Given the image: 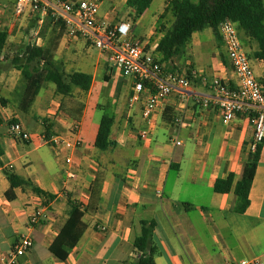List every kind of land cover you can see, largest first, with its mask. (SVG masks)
<instances>
[{
    "label": "crops",
    "instance_id": "obj_1",
    "mask_svg": "<svg viewBox=\"0 0 264 264\" xmlns=\"http://www.w3.org/2000/svg\"><path fill=\"white\" fill-rule=\"evenodd\" d=\"M168 2L158 12L150 13L149 8L135 19L127 0H105L98 17L109 24L130 21L134 39L160 63L163 56L157 46L175 21ZM31 13L41 20L35 27L38 41L29 44L44 46L55 27L47 22L48 13L30 8L24 12ZM44 28L45 37L40 35ZM56 35L60 39L55 60L67 73L91 75L93 83L87 93L75 87L69 97L48 86L41 96L46 84L35 96H27L21 71L14 67L0 72V264L21 236H30L34 247L20 264H135L134 241L143 220L157 222L156 264H264V142L250 205L238 214L233 210L238 201L235 188L249 159L254 129L245 115L227 122L217 106L206 107L201 101L218 98L215 78L237 86L223 40L209 28L196 32L180 54L161 64L165 73L186 77L195 94L174 91L156 110L152 132L144 138L142 131L149 124L143 109L154 91L152 84L132 104L133 79L105 53L81 37L61 35L60 28ZM241 39L247 42L242 33ZM254 62L255 75L262 80L264 62ZM104 115L115 119L111 139L117 146L108 151L95 147ZM14 122L32 134L30 142L12 136ZM47 134L81 140L73 152L81 165L78 180H66L64 159L42 139ZM7 172L31 181L53 199L29 186L12 187ZM218 180H228L230 190L216 192ZM69 199L87 207V230L74 248L61 249L66 259L60 260L51 247L69 218ZM41 205L48 206V218L28 226ZM103 226L106 232H101Z\"/></svg>",
    "mask_w": 264,
    "mask_h": 264
},
{
    "label": "built area",
    "instance_id": "obj_2",
    "mask_svg": "<svg viewBox=\"0 0 264 264\" xmlns=\"http://www.w3.org/2000/svg\"><path fill=\"white\" fill-rule=\"evenodd\" d=\"M105 0H15L16 15L20 16L30 8L34 12L48 13L61 17L67 26L66 35L70 38L81 37L95 48L106 54L109 62L121 69L125 76L133 79L131 103L141 100L147 84L154 91L146 100L143 117L148 122L142 137L147 138L152 132L153 116L160 106L174 91L181 90L188 95L195 94L192 83L177 73H165L164 68L153 54H147L140 41L134 39L133 25L123 20L109 24L100 20V7ZM228 58L237 77V86L220 78L213 81V89L218 98H202V103L209 107L217 106L225 121L231 122L237 115L248 117L254 134L249 144V153L255 154L264 142V85L256 77L251 60L241 41L238 25L231 19H225L219 25ZM14 138L30 142L32 134L20 122L10 126ZM43 141L52 146L56 154L65 161L66 180H78L81 168L73 152L82 145L80 139L72 140L64 135H44ZM84 205V204H83ZM85 206V205H84ZM48 218V206L41 205L31 215L28 226L34 227ZM106 232V227L100 228ZM34 247L30 236H21L11 250L1 259V264H20V259ZM239 264H260L241 262Z\"/></svg>",
    "mask_w": 264,
    "mask_h": 264
},
{
    "label": "trees",
    "instance_id": "obj_3",
    "mask_svg": "<svg viewBox=\"0 0 264 264\" xmlns=\"http://www.w3.org/2000/svg\"><path fill=\"white\" fill-rule=\"evenodd\" d=\"M153 1L127 0V5L135 10V19H137L145 14ZM168 10L172 12L175 21L157 46V51L163 56L160 64L180 54L191 42L196 32L209 28L214 31L218 40H223L219 32V25L228 18L238 25L240 38L242 33L248 42L259 44V49L254 51L253 58L264 62V0H169ZM46 20L55 27L52 31V38L44 46L36 44L25 46L12 61L13 66L22 73L26 95L35 96L47 83H53L56 93L64 97L72 96L75 87L87 93L93 83L92 76L79 72L67 73L64 65L55 60L60 39V36L56 35L57 28L61 29V35L66 33L65 22L61 17L54 16L51 11H48ZM41 33L45 37V28L41 30ZM9 37L7 30L0 32V72L1 65L5 60L3 53ZM260 81L264 85V78ZM114 123L115 119L110 115H104L101 119L95 142V147L99 150L108 151L117 146V143L111 139ZM260 152L261 146L255 154L249 155V159L244 165L242 178L236 185L235 194L238 201L233 210L238 214H244L250 205L249 193L256 175ZM3 155L4 146L0 141V166ZM7 176L12 187L29 186L37 195L53 199L52 195L35 186L31 181L21 179L11 172H7ZM229 190L230 182L228 180H218L215 183L216 192L224 193ZM69 204L71 207L69 218L51 247L52 253L60 260L66 259V254L61 253V249L63 247L74 248L87 230L83 221L87 207L71 199H69ZM141 225V233L134 241L135 253L138 257L135 264H156L155 258L160 254L154 239L157 222L143 220Z\"/></svg>",
    "mask_w": 264,
    "mask_h": 264
},
{
    "label": "rangeland",
    "instance_id": "obj_4",
    "mask_svg": "<svg viewBox=\"0 0 264 264\" xmlns=\"http://www.w3.org/2000/svg\"><path fill=\"white\" fill-rule=\"evenodd\" d=\"M168 0H155L153 4L150 6V13H156L162 6L164 2ZM196 1V0H195ZM15 0H0V32L7 30L10 37L8 40V44L3 53L5 60L1 65V71H5L9 68H14L12 61L13 59L21 53V50L24 49L29 43H36L38 41L39 35H37V30L35 29L39 20H41L40 16H34L31 14H21L20 16L16 15L14 4ZM29 24L25 26V24ZM43 33L40 32V35ZM244 48L251 60L252 65L255 64L253 53L254 47L257 46V50L259 49V44L255 42H247L242 39ZM55 87L53 83L46 84L45 88L42 90V95L46 93V87ZM50 155L54 154L49 149Z\"/></svg>",
    "mask_w": 264,
    "mask_h": 264
}]
</instances>
